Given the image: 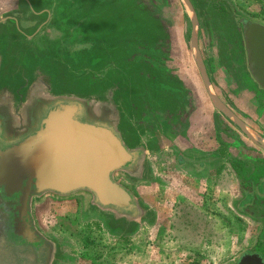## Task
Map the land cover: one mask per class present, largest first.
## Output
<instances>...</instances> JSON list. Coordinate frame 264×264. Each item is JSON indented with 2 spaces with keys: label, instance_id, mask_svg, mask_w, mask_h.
I'll return each mask as SVG.
<instances>
[{
  "label": "flooded vegetation",
  "instance_id": "1",
  "mask_svg": "<svg viewBox=\"0 0 264 264\" xmlns=\"http://www.w3.org/2000/svg\"><path fill=\"white\" fill-rule=\"evenodd\" d=\"M166 1L174 4L173 0ZM189 1L197 16L195 26L193 12L185 1L192 16L190 43L206 94L223 116L255 142L244 118L229 105L230 98L245 103L244 97L238 99V89L252 93L253 104L264 103V89L250 71L245 42V23L253 21L228 8L224 17L231 22V46L217 60L223 53L220 39L218 54L208 55L207 61L198 39L200 16L194 1ZM163 4L164 0H0V148L36 134L52 110L75 105L83 123L110 129L132 155L131 163L112 173V181L133 198L130 208L104 206L83 188L66 195L34 192L24 206L22 194L7 196L0 189V251L12 254L16 264L59 262L57 241L46 230L48 223L56 225L43 207L69 202L81 207L83 201L91 199V207L118 212L125 218V228L131 229L138 218L151 213L142 203L147 187L158 189L170 178L176 183L181 174L199 177L203 180L199 184H208L207 180L221 176L229 166L241 175L237 169L242 171L245 162L229 161L223 147L210 151L201 138L194 142L189 138L196 122L193 114L198 112L201 118L202 103L196 108V90L166 65L173 57L170 47L175 39L170 22L158 12ZM128 7L130 12L124 17L116 12L117 8L122 11ZM214 37L211 29L206 48L215 49ZM144 65L150 67L151 74L141 69L137 78L145 79L147 87L137 94L138 79L133 72ZM211 70L226 76L229 90L219 97L213 92ZM199 124L208 128L207 116L199 119ZM228 125L223 127L229 129ZM171 137L177 148L167 145ZM258 146L264 149V144ZM170 152L173 162L168 166L165 160ZM154 159L157 162L153 164ZM240 189L247 202L239 205L242 215L264 207V176L250 179L247 185L242 183ZM260 249L244 252L232 264L247 257H258L264 264V250Z\"/></svg>",
  "mask_w": 264,
  "mask_h": 264
},
{
  "label": "rangeland",
  "instance_id": "2",
  "mask_svg": "<svg viewBox=\"0 0 264 264\" xmlns=\"http://www.w3.org/2000/svg\"><path fill=\"white\" fill-rule=\"evenodd\" d=\"M173 1L174 4H171L164 0L163 7L158 9L160 16L170 22L175 39L170 47L173 57L167 60L166 65L171 73L187 79L189 88L196 90L199 96L196 108L202 103L199 113L201 118L198 112L193 114L196 122L192 123L189 138L192 142L195 138H201L206 142L205 149L210 151L223 147L229 161L240 159L245 162L242 171L241 168L237 169L241 175H237L229 166L221 176H212L211 181L207 180L211 184H199L203 181L201 178L193 179L181 174L176 183H172L171 178L164 182L170 186L161 184L158 189L156 186L147 187L142 203L151 213L138 218L131 229L125 228V218L118 212L91 207V199L83 201L81 207H76L75 202L63 201H60L62 205L43 207L50 212V220L56 225L51 227L48 223L46 230L57 241L58 264H232L244 252L260 248L264 250V207L253 208L246 216L238 210L242 202L247 205L240 189L241 184L247 185L250 179L264 176V149L258 146L259 143L264 144V103L253 104L252 93L240 89L241 98L238 99L244 97L245 103L230 98L229 105L244 118L254 142L211 103L200 80L191 48L190 9L184 0ZM193 1L200 16L198 39L206 59L210 54H218L220 39L223 40V53L217 55V60L231 46V22L224 17L228 8H233L245 20L264 25V0ZM116 12L124 17L130 12V7L122 11L117 8ZM211 29L214 39H217L212 50L206 48ZM141 69L151 74L150 67L144 65L135 70L133 76L137 78ZM246 69L244 57L247 79ZM210 73L214 94L217 97L225 94V89H228L226 76L215 70ZM137 79L136 93L139 94L140 90L146 91L147 84L145 79ZM138 85H142V88L139 89ZM250 109L252 111L248 113ZM206 116L208 128L199 124V119H205ZM224 125H228L229 129L224 128ZM210 129L214 132L210 133ZM215 132L220 134L216 136ZM175 141L178 142V139ZM167 145H173V149L178 146L172 137ZM152 162L154 164L157 160ZM165 162L168 166L172 165V152ZM214 172L218 173L217 169ZM0 264L16 262L12 254L3 255L0 251Z\"/></svg>",
  "mask_w": 264,
  "mask_h": 264
},
{
  "label": "water",
  "instance_id": "3",
  "mask_svg": "<svg viewBox=\"0 0 264 264\" xmlns=\"http://www.w3.org/2000/svg\"><path fill=\"white\" fill-rule=\"evenodd\" d=\"M197 16L189 0H185ZM195 40V38H194ZM249 68L264 89V25L245 23ZM202 73L206 77L204 70ZM132 162V155L110 129L83 123L78 107L64 105L48 113L43 127L24 141L0 148V189L7 196L31 193L71 194L86 189L104 206L130 208L133 198L112 181V173ZM238 264H263L247 257Z\"/></svg>",
  "mask_w": 264,
  "mask_h": 264
},
{
  "label": "crops",
  "instance_id": "4",
  "mask_svg": "<svg viewBox=\"0 0 264 264\" xmlns=\"http://www.w3.org/2000/svg\"><path fill=\"white\" fill-rule=\"evenodd\" d=\"M198 166H200V167H201V165H200V164H198Z\"/></svg>",
  "mask_w": 264,
  "mask_h": 264
}]
</instances>
